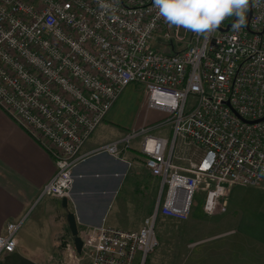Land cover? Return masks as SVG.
<instances>
[{
  "label": "built area",
  "instance_id": "built-area-1",
  "mask_svg": "<svg viewBox=\"0 0 264 264\" xmlns=\"http://www.w3.org/2000/svg\"><path fill=\"white\" fill-rule=\"evenodd\" d=\"M157 13L153 0H0V108L57 166L40 198L70 196L85 143L130 84L162 115L91 152L137 144L157 177L151 213L138 230L79 227L82 250L67 239L64 264H151L159 217L187 219L199 189L210 216L235 186L264 188V0L207 37ZM22 225L7 224L0 255L17 250Z\"/></svg>",
  "mask_w": 264,
  "mask_h": 264
},
{
  "label": "crops",
  "instance_id": "crops-1",
  "mask_svg": "<svg viewBox=\"0 0 264 264\" xmlns=\"http://www.w3.org/2000/svg\"><path fill=\"white\" fill-rule=\"evenodd\" d=\"M119 99L85 143L82 152L87 156L74 170L71 211L75 213L79 227L103 224L121 227L112 221V211L118 203V212L122 217L125 216L127 199L124 187H128V183H136L135 186H139L142 183L157 182L142 165L141 158L133 165L135 171L131 172L129 156L126 153L121 157L105 153L91 154L100 145L124 136L126 131L123 129H129L113 120ZM157 115L161 113L158 112ZM147 116H144L138 126L158 119ZM56 170L53 157L44 147L0 108V235L5 234L9 222L23 220V228L35 209L39 210L33 219V225L40 222L39 226L42 228L38 230L39 235L30 231L29 234L26 228L24 234L19 236L17 250L0 255V264H22L28 261H31V264H46L49 261L58 245L56 233L63 227L64 216L56 215V202L62 198L53 195L40 198V193ZM61 208L64 210L63 204ZM29 212L31 213L28 216Z\"/></svg>",
  "mask_w": 264,
  "mask_h": 264
},
{
  "label": "rangeland",
  "instance_id": "rangeland-1",
  "mask_svg": "<svg viewBox=\"0 0 264 264\" xmlns=\"http://www.w3.org/2000/svg\"><path fill=\"white\" fill-rule=\"evenodd\" d=\"M145 100L147 91L141 85L130 84L115 106L113 120L129 128L123 129L128 132L142 126L138 124H141L146 115L160 118L162 115H157L158 111L151 112L153 110L147 108ZM137 147V144H134L123 152L129 156L131 172L135 171L133 165L141 158ZM177 150L179 154L186 155L193 152L194 148L179 143ZM155 178L157 181V177ZM135 185L136 183H128V187H124L127 199L125 216L122 217L118 212V203L114 205L112 211V221L131 230L141 228L144 218L153 207L158 189L157 182ZM204 196L205 193L199 189L194 198L192 212L185 220L159 217L156 227L159 245L150 256L151 264H264V188L235 186L228 194L226 210L217 211L210 216L203 213ZM68 201L69 207L64 210L61 208L62 200L56 202L58 205L56 215L64 216L63 230L59 229L56 233L54 229L58 245L47 262L49 264H64L68 261L65 244L67 239L71 238V232L66 214L71 211L72 192L68 196ZM38 210L35 209L31 215L29 212V220L19 230V236L24 234L26 228V232H37L39 235L38 230H42L40 222L33 225ZM31 263L28 261L22 264Z\"/></svg>",
  "mask_w": 264,
  "mask_h": 264
},
{
  "label": "clouds",
  "instance_id": "clouds-1",
  "mask_svg": "<svg viewBox=\"0 0 264 264\" xmlns=\"http://www.w3.org/2000/svg\"><path fill=\"white\" fill-rule=\"evenodd\" d=\"M251 2L258 5L261 0ZM153 6L169 25L207 37L232 16L235 26H242L250 0H153Z\"/></svg>",
  "mask_w": 264,
  "mask_h": 264
},
{
  "label": "water",
  "instance_id": "water-1",
  "mask_svg": "<svg viewBox=\"0 0 264 264\" xmlns=\"http://www.w3.org/2000/svg\"><path fill=\"white\" fill-rule=\"evenodd\" d=\"M62 204L65 208L68 207V204H69L68 197L62 198ZM67 220H68V224H69L71 234L74 238L75 247H76L77 251L80 253L82 250L83 241L79 235V226H78V221H77V217H76L75 213L72 211H69L67 214Z\"/></svg>",
  "mask_w": 264,
  "mask_h": 264
}]
</instances>
